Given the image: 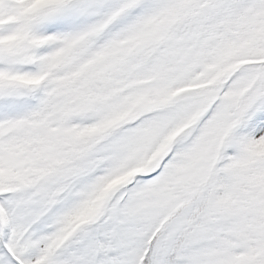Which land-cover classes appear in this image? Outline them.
<instances>
[{"label": "snow or ice", "instance_id": "6c2138e0", "mask_svg": "<svg viewBox=\"0 0 264 264\" xmlns=\"http://www.w3.org/2000/svg\"><path fill=\"white\" fill-rule=\"evenodd\" d=\"M0 264H264V0H0Z\"/></svg>", "mask_w": 264, "mask_h": 264}]
</instances>
